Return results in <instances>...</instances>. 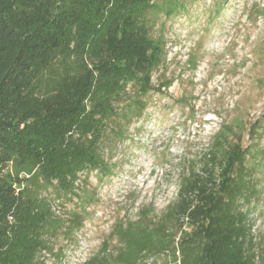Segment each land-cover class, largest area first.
Segmentation results:
<instances>
[{"label": "trees", "instance_id": "trees-1", "mask_svg": "<svg viewBox=\"0 0 264 264\" xmlns=\"http://www.w3.org/2000/svg\"><path fill=\"white\" fill-rule=\"evenodd\" d=\"M157 2L0 0V264H37L55 228L52 204L38 190L54 186L73 195L81 173L104 170L99 144L127 86L136 93L129 103L160 89L151 73L163 44L149 35L146 21ZM11 109L17 113L8 122ZM28 120L37 127L21 130ZM230 134L232 126L220 124L200 168L191 167L178 185L169 214L187 227L178 242L181 264H255L253 224L242 209L253 189L245 165L253 153ZM9 161L14 177L27 174L34 188L13 185L15 178L2 173ZM112 235L119 264L170 249L162 226L117 223Z\"/></svg>", "mask_w": 264, "mask_h": 264}, {"label": "rangeland", "instance_id": "rangeland-1", "mask_svg": "<svg viewBox=\"0 0 264 264\" xmlns=\"http://www.w3.org/2000/svg\"><path fill=\"white\" fill-rule=\"evenodd\" d=\"M146 21L149 35L163 44V59L151 73L160 89L129 103L136 93L127 86L99 144L104 170L81 173L73 195L54 186L38 190L52 204L55 228L37 264H88L91 258L100 264L103 257L119 264L113 227L132 222L162 226L170 246L137 264H181L178 242L187 227L169 210L182 176L200 168L220 124L231 125L229 138L253 153L245 159L253 189L242 209L253 224L254 262L264 264V0H158ZM16 113L9 110L4 119L11 122ZM34 127L31 120L19 123L21 130ZM2 173L15 178L11 161ZM13 185L34 188L23 172Z\"/></svg>", "mask_w": 264, "mask_h": 264}]
</instances>
